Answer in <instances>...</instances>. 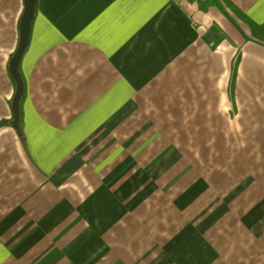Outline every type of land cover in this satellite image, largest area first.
<instances>
[{
    "label": "crops",
    "instance_id": "0c3cea01",
    "mask_svg": "<svg viewBox=\"0 0 264 264\" xmlns=\"http://www.w3.org/2000/svg\"><path fill=\"white\" fill-rule=\"evenodd\" d=\"M204 1H36L0 264H264V0ZM22 11L0 0V121Z\"/></svg>",
    "mask_w": 264,
    "mask_h": 264
},
{
    "label": "water",
    "instance_id": "95a60500",
    "mask_svg": "<svg viewBox=\"0 0 264 264\" xmlns=\"http://www.w3.org/2000/svg\"><path fill=\"white\" fill-rule=\"evenodd\" d=\"M36 1L23 0V11L18 24V43L7 63L8 72L15 87L11 99V127L17 132L19 130V104L24 91L19 65L28 46L30 27L35 15Z\"/></svg>",
    "mask_w": 264,
    "mask_h": 264
},
{
    "label": "trees",
    "instance_id": "16d2710c",
    "mask_svg": "<svg viewBox=\"0 0 264 264\" xmlns=\"http://www.w3.org/2000/svg\"><path fill=\"white\" fill-rule=\"evenodd\" d=\"M212 1L213 0H206L204 2H199L198 4L200 5L201 8L208 7L209 5H211ZM246 21H248V20H246ZM249 24H250V27H251V36H252V38L254 40L260 42V43H264V25L257 26V25H255V24H253L251 22H249ZM23 96H24V94L22 95L21 101L23 99ZM21 101H20V104H19V115H20V117H21V113H20ZM10 105H11V102H10ZM20 117H19V123H20ZM11 121H12V119L8 120V121H0V127L8 125V124H11ZM18 133L20 134L19 130H18Z\"/></svg>",
    "mask_w": 264,
    "mask_h": 264
}]
</instances>
